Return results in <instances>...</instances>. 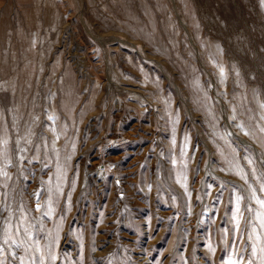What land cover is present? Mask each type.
I'll use <instances>...</instances> for the list:
<instances>
[{
    "label": "rangeland",
    "instance_id": "rangeland-1",
    "mask_svg": "<svg viewBox=\"0 0 264 264\" xmlns=\"http://www.w3.org/2000/svg\"><path fill=\"white\" fill-rule=\"evenodd\" d=\"M261 201L264 0H0L2 264H264Z\"/></svg>",
    "mask_w": 264,
    "mask_h": 264
},
{
    "label": "snow or ice",
    "instance_id": "snow-or-ice-1",
    "mask_svg": "<svg viewBox=\"0 0 264 264\" xmlns=\"http://www.w3.org/2000/svg\"><path fill=\"white\" fill-rule=\"evenodd\" d=\"M51 119V117H50ZM249 163H251V161H249ZM6 175V173H5ZM242 179H244L245 177H241ZM242 195H237L236 196V209H237V212H239V204H240V200L242 199ZM261 203H264V201H261ZM40 210V205L39 203L37 204V211ZM51 212V209H49L48 212L44 213V215H49ZM25 233L27 234L28 233V229H25ZM33 244H35V241H33ZM5 245H8V246H15V247H20V244H18L16 242L15 239H12L11 236L8 234V231L5 230V239L3 241L2 244H0V252H4L6 251L5 249ZM253 253L255 254V247H253L252 249ZM262 251H264V249H262ZM40 252V249L38 247H33V255L29 258V264H45V257L43 255H35V253H38ZM14 255V254H13ZM20 264H24V258L23 257H20ZM51 259L54 261L55 260V257H51ZM0 264H2V262H0ZM229 264H232V261L230 260L229 261ZM237 264H240V262L238 261ZM249 264H251V261H249Z\"/></svg>",
    "mask_w": 264,
    "mask_h": 264
}]
</instances>
